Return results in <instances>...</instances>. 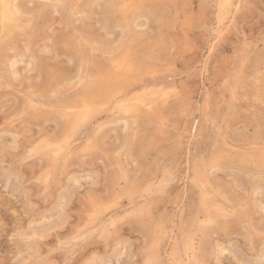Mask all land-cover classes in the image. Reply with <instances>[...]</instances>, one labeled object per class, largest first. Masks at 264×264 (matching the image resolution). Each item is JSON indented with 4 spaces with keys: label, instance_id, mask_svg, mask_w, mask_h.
<instances>
[{
    "label": "rangeland",
    "instance_id": "1",
    "mask_svg": "<svg viewBox=\"0 0 264 264\" xmlns=\"http://www.w3.org/2000/svg\"><path fill=\"white\" fill-rule=\"evenodd\" d=\"M0 264H264V0H0Z\"/></svg>",
    "mask_w": 264,
    "mask_h": 264
},
{
    "label": "bare ground",
    "instance_id": "2",
    "mask_svg": "<svg viewBox=\"0 0 264 264\" xmlns=\"http://www.w3.org/2000/svg\"><path fill=\"white\" fill-rule=\"evenodd\" d=\"M228 2V1H227ZM230 2V1H229ZM224 5V4H223ZM4 6V5H3ZM6 6V5H5ZM227 6V5H226ZM230 6H231V2H230ZM223 7V6H222ZM233 7V6H232ZM230 9V8H229ZM144 86V85H143Z\"/></svg>",
    "mask_w": 264,
    "mask_h": 264
}]
</instances>
